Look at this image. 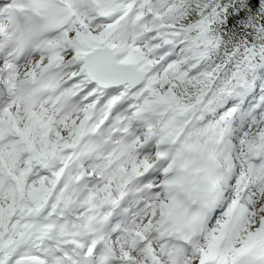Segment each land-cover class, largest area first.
Listing matches in <instances>:
<instances>
[{
	"label": "snow or ice",
	"instance_id": "6c2138e0",
	"mask_svg": "<svg viewBox=\"0 0 264 264\" xmlns=\"http://www.w3.org/2000/svg\"><path fill=\"white\" fill-rule=\"evenodd\" d=\"M0 264H264V0H0Z\"/></svg>",
	"mask_w": 264,
	"mask_h": 264
}]
</instances>
